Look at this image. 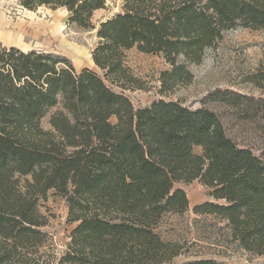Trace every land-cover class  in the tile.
<instances>
[{
	"label": "trees",
	"instance_id": "1",
	"mask_svg": "<svg viewBox=\"0 0 264 264\" xmlns=\"http://www.w3.org/2000/svg\"><path fill=\"white\" fill-rule=\"evenodd\" d=\"M15 1L28 11L66 9L69 24L97 30L92 60L102 75L0 43V264H168L182 248L157 227L189 210L177 185L195 181L215 201L195 214L222 219L235 244L263 256L264 98L217 90L203 105L219 110L164 99L136 110L112 86L136 87L132 50L170 65L162 95L192 85L189 67L228 32L264 31V0H124L98 28L93 17L106 0ZM248 81L264 91V71ZM50 192L65 199L76 225L52 260L42 253L49 236L39 210Z\"/></svg>",
	"mask_w": 264,
	"mask_h": 264
},
{
	"label": "rangeland",
	"instance_id": "2",
	"mask_svg": "<svg viewBox=\"0 0 264 264\" xmlns=\"http://www.w3.org/2000/svg\"><path fill=\"white\" fill-rule=\"evenodd\" d=\"M124 0H107L105 9L95 12L96 28L107 19L120 14ZM66 9L40 8L36 11L23 9L15 0H0V43L23 51L36 50L68 58L77 71L91 69L102 75L95 67L92 53L98 44L97 30H84L69 24ZM126 62L138 83L136 87L122 90L136 110L149 107L164 99L180 101L192 109L202 107L217 110L216 105H203V100L217 90H231L244 95L264 98V91L253 86L248 79L264 71V31L239 28L228 32L215 49L207 52L200 66L191 65L194 75L192 85L178 89L173 95L160 93V78L171 69L164 58L132 50ZM59 110L51 109L42 120L44 129H50V119ZM219 110V109H218ZM237 132V130H236ZM236 132L232 136L242 142ZM189 199V210L183 215L167 214L157 227L164 241L181 246V255L168 264H193L214 261L221 264H264V255L258 256L242 250L232 241L230 230L222 219L210 215H197L194 209L207 202H215L209 190L199 181L179 184ZM40 213L47 226L43 231L48 240L42 253L50 260L60 257L67 249L70 235L76 225L69 223V208L62 197L50 192L42 200Z\"/></svg>",
	"mask_w": 264,
	"mask_h": 264
},
{
	"label": "built area",
	"instance_id": "3",
	"mask_svg": "<svg viewBox=\"0 0 264 264\" xmlns=\"http://www.w3.org/2000/svg\"><path fill=\"white\" fill-rule=\"evenodd\" d=\"M106 2H107V0H106Z\"/></svg>",
	"mask_w": 264,
	"mask_h": 264
}]
</instances>
